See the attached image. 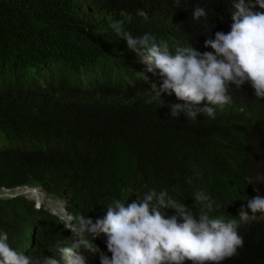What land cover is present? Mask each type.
Segmentation results:
<instances>
[{
	"label": "trees",
	"instance_id": "trees-1",
	"mask_svg": "<svg viewBox=\"0 0 264 264\" xmlns=\"http://www.w3.org/2000/svg\"><path fill=\"white\" fill-rule=\"evenodd\" d=\"M198 5L206 25L192 18ZM232 11L231 0H0V190L39 188L93 221L113 199L167 190L193 208L204 190L221 205L211 215L237 220L244 239L223 264H264V213L239 221L242 206L252 215L254 189L264 197V99L250 83L230 85L232 105L217 107L215 119L172 117L170 104L183 101L152 92L158 72L110 27L122 21L133 36L212 51L204 41L230 31ZM37 204L0 198V233L33 259H58L56 244L71 247L79 236ZM89 259L100 264L99 254Z\"/></svg>",
	"mask_w": 264,
	"mask_h": 264
},
{
	"label": "clouds",
	"instance_id": "clouds-1",
	"mask_svg": "<svg viewBox=\"0 0 264 264\" xmlns=\"http://www.w3.org/2000/svg\"><path fill=\"white\" fill-rule=\"evenodd\" d=\"M231 3L230 31H217L214 39L211 34L204 41V47L212 51L200 52L191 44L170 48L166 41L157 42V37L150 33L133 36L124 29L122 21L110 25L147 66L148 72H158L159 88L157 82H152V92L158 97L161 93H174L183 101L170 104L172 117L178 119L184 114L186 119L195 121L198 115H206L215 119L217 107L232 105L230 85L240 88L250 83L255 98L264 99V0H231ZM257 6L260 10H256ZM137 15L148 19L144 9H137ZM192 18L196 21L204 18L206 25L207 11L198 5ZM191 182L189 179L188 183ZM254 191L257 195L246 200L252 215L242 206L240 222L264 213V197L259 195L258 188ZM38 192L41 198L34 202L45 205L44 198H50L40 189ZM192 199L196 211L170 197L167 190L157 193L150 189L131 203L113 199L106 214L95 221L66 212L62 223L79 236V241L71 247L57 243L53 254L58 259L53 256L33 259L12 248L7 233H0V264H88L90 256L96 254L100 264H223L244 246L239 223L211 215L221 205L204 190L195 191ZM168 210H174L173 214ZM96 238L99 248L92 242ZM105 249L111 253L110 257L101 252Z\"/></svg>",
	"mask_w": 264,
	"mask_h": 264
},
{
	"label": "rangeland",
	"instance_id": "rangeland-1",
	"mask_svg": "<svg viewBox=\"0 0 264 264\" xmlns=\"http://www.w3.org/2000/svg\"><path fill=\"white\" fill-rule=\"evenodd\" d=\"M23 189H14V190H0V198H8V197H13L16 195H23L25 196L27 199L29 200H37V199H30V194L33 191H37L38 192V188H34V187H29L26 186V188L24 187H20ZM43 203H45L46 207L49 209V211L54 214L61 222H64L63 218L65 216L66 210L64 208V203L61 201H52L50 199H46L44 198Z\"/></svg>",
	"mask_w": 264,
	"mask_h": 264
}]
</instances>
